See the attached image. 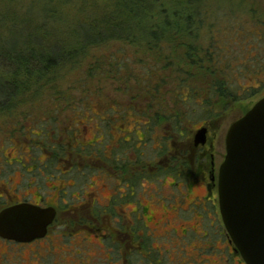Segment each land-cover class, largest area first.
<instances>
[{
    "label": "rangeland",
    "instance_id": "rangeland-1",
    "mask_svg": "<svg viewBox=\"0 0 264 264\" xmlns=\"http://www.w3.org/2000/svg\"><path fill=\"white\" fill-rule=\"evenodd\" d=\"M40 2V0H0V11L4 12L7 8H12L11 12L15 13V16L10 19L18 22L20 25L19 28H22L23 22L25 23V21L30 22L31 25H35L34 18L30 14L39 10ZM92 2L93 0H55L54 3H49V5L56 11V17L62 18V27L67 28L70 26V23L84 18L85 14L81 12L82 10L84 12L91 11ZM210 4L213 13L216 10L222 13L220 15L222 16L221 20L219 18V20L215 19L213 21L216 26L219 25L220 21L226 25L231 24L232 27L234 25L239 28V25L245 23V26L248 28H254V23L259 20L258 17L264 21V0H211ZM227 12L236 13L235 17H233L234 22L229 18L223 17V13ZM37 18L40 19V15ZM243 19L246 21L252 20L253 24H248ZM253 28L250 34L256 39L262 40L264 47V32L260 33L258 29L253 30ZM14 37L21 43L20 38L28 37V32L24 33L21 30ZM237 37V42L231 46L230 50L234 51V55L238 59H244L243 55L245 52L242 50V46L245 44L247 36ZM18 41L16 43L19 45L20 43ZM255 46L256 49L250 50V52L248 50V54H253L252 69L254 67L257 68V64L262 65L264 63V52L261 51L262 45L254 41ZM149 55L151 56L150 53L137 49V47L120 45L119 43L98 48L91 46L78 55L74 62L53 68L52 72H56V75H49L45 81L46 83L41 81L32 86L24 87L15 96V103L10 106L9 110L0 112V149L5 147L7 150L6 154L12 153L14 157L16 155V152H13L15 151L14 145L17 143L15 140L25 139L28 131L31 129H34L35 132L47 129L51 132L50 142L52 144H65L69 137H74L78 129L80 123L79 116L85 117L87 114H90L97 118L100 116L97 110H103L94 107L93 104L87 108V103L85 102L86 95H84V92L87 91L90 93L93 103L99 100H107L109 96L116 99V102L123 109L128 108L127 105L129 104L131 107H135L137 111L145 110L144 114L139 115L144 122L149 121V117H147L149 112L152 116L154 115L152 104H155L156 108L158 104L159 107L166 106L167 108L173 109L172 112H176V104H174L173 98L170 95L169 91L172 90L170 88H172V85L175 87V96H181L182 93L181 89L177 88L176 80H178V76H174L175 74L173 72L175 71L173 70L171 75H169V71H161L160 73L166 77L168 75V85H172L164 86L161 92L157 96H154V102L146 98L145 88L142 89V83H139L138 76L142 74V64L149 62ZM108 58L114 59V64L110 63L112 60L109 62ZM156 59L157 57H155ZM81 62L83 66L78 64ZM117 63H122L126 68L121 67L120 70L117 67ZM229 72L231 73V71ZM234 74H232L231 78L233 83H229L231 86L230 89L233 92L240 91L244 87L250 88L249 86L253 84L256 86L258 94L247 99L229 101L230 104H228L227 110L225 109L226 111L217 122L216 134H218V139L215 142L217 146L219 143H224L225 145V138L230 126L246 114L264 96V83L259 82L260 80L255 81V77H248V72L246 73L247 75L243 74L239 78H235ZM83 76L88 80L87 90L84 92L81 91ZM47 81L49 82L47 83ZM37 90L38 93H36ZM243 91L247 92L245 90ZM215 100L219 101L217 98L213 101ZM148 105L151 107L149 108L150 110L148 109ZM177 107L181 108L182 112L187 114V116L193 117V120H196V123L191 125L188 133L185 135L193 136L203 122L202 116H199L201 113L200 104H177ZM131 115L132 113L126 110L121 117V120L126 126L132 120ZM96 121L94 120L91 124H96ZM130 123L131 125L129 127L132 129L135 121L133 120ZM136 124L138 128H143L144 126V123L139 120L136 121ZM115 128L116 125L112 126L106 133L101 134L95 140L94 146L98 151L100 150L103 153L107 152V154L111 152V148L114 145L112 135ZM167 134L171 135L170 132L161 128L156 132L155 136H153V133L149 135L147 141L151 145L145 149V159H153L156 154L158 156V154H164L166 152V144H163L162 149L158 150L153 149V143L154 147H156V135L163 137L167 136ZM131 135L134 139H137L135 131ZM125 147L126 151H128L127 153L132 152L134 155V145L129 149H127V146ZM117 152L119 155L123 153L121 148ZM133 155L130 158L134 159L135 157ZM216 157H218V154ZM164 158L165 156L161 158L162 162H164ZM164 169L165 165L161 163L159 164V168L154 170V174L157 175L155 178H158L156 183H154V175L147 172L146 174L151 176L146 175V181H143L144 185H139L135 189V192H129L130 189L127 190L129 195L133 193L136 202L142 204L145 201L144 203L149 206V211H154L158 219L154 226L150 225L144 232L140 233V230L137 231V236H141L145 241L141 243L139 248H132L131 243L127 242L122 236L116 238V232L113 233V240L112 238L111 240H102L101 233L58 226L53 228L47 237L33 244H17L0 238V264H246L240 253L235 250L233 243L230 244L228 242L230 238L223 222L221 221L220 225V223L215 221V226L211 227L209 223L214 222V216L210 218L211 215H209L208 211L199 202H192L196 200L198 195H203L204 192L197 191L198 194H195L189 188V197L187 201L184 199L187 196L186 192L189 183L193 179L178 182L174 189L167 188L174 183V180L167 177L164 181ZM88 174L91 179L87 180L89 182L93 180L96 187L89 184L86 188L90 191L97 190L103 202L105 201L103 197L109 198L115 192L118 184L116 179L112 181L108 178V175ZM11 176V179L5 176L0 178V196H2L0 203H4L8 198L7 192L5 191V187L8 184L13 186L12 189H8L9 194L16 196L13 189L14 184L20 180V175L18 173L14 177L12 173ZM85 177H81L80 175L78 182L84 180ZM8 181L10 182L7 184ZM50 182L48 183L49 186L57 184L55 181ZM162 185H165L166 188H162ZM158 187L171 192L160 190V188L154 189ZM83 188L80 189L81 193ZM18 192L25 193L22 188ZM49 193L51 194L50 197L53 196V199H55L56 191L52 190ZM121 195L118 191L116 197H120ZM145 198L152 202L150 203L148 200H144ZM135 208L134 204L125 203L123 205L125 212L119 211L122 214L116 213L114 218H120L121 222L125 223L126 219L129 216L131 217V212ZM141 217H143V213H137L135 219H141ZM68 218H70L69 215L62 214L60 216V220L65 222H67ZM111 219L113 220V217ZM112 224L115 225L116 220L115 222L112 221Z\"/></svg>",
    "mask_w": 264,
    "mask_h": 264
},
{
    "label": "trees",
    "instance_id": "trees-1",
    "mask_svg": "<svg viewBox=\"0 0 264 264\" xmlns=\"http://www.w3.org/2000/svg\"><path fill=\"white\" fill-rule=\"evenodd\" d=\"M40 1L39 10L30 14L35 25L25 21L19 28L18 22L10 19L15 16L11 12L12 8L0 11V112L9 110L15 103V96L24 87L41 81L46 83L49 75L57 74L52 72L53 68L74 62L86 48L107 47L117 43L131 45L151 54L149 62L142 64V74L138 76L149 101L154 102V96L164 86L172 85H168V75H161V71H169L171 75L173 70L175 75H172L178 76L176 84L181 89V96L174 95L173 85L169 91L176 104V112L161 104V107L157 104V108L152 104L154 117H149L147 123L141 121L147 136L152 133L155 135L161 128L174 134L188 133L196 120L182 112L177 104H200L199 116H202L203 121H209L219 119L227 110L230 100L238 101L258 94L253 84L249 86L251 89L244 87L241 92H233L229 83H233L231 78L234 73L235 78H239L248 72V77H255V81L264 83V63L252 69L253 54H248V50L256 49L254 41L262 45L261 51L264 52L263 41L251 35L253 27L248 28L245 23L237 28L219 21L216 26L213 21L221 20L222 13L217 10L212 12L211 0H93L91 11L82 10L84 18L70 23L67 28L62 27V18H57L56 11L49 5L55 0ZM223 15L234 22L236 13L227 12ZM258 19L253 30L258 29L261 33L264 32V21ZM243 20L253 24L252 20ZM20 29L24 33L28 32V37L20 38L21 43L14 37ZM237 36H247L242 46L244 59H238L234 51L230 50L237 42ZM113 60L108 58L112 64ZM78 64L83 66L82 62ZM118 68L121 70L120 66ZM87 81L86 77L82 78L83 92L87 90ZM84 95L87 108L91 104L95 107L96 102L99 106L104 104L101 100L93 103L88 91ZM215 98L219 101H213ZM74 223L73 219L61 221L58 215L51 230L58 226L73 229ZM130 236L138 244L135 248L145 242L141 236H137V230H133Z\"/></svg>",
    "mask_w": 264,
    "mask_h": 264
},
{
    "label": "flooded vegetation",
    "instance_id": "flooded-vegetation-1",
    "mask_svg": "<svg viewBox=\"0 0 264 264\" xmlns=\"http://www.w3.org/2000/svg\"><path fill=\"white\" fill-rule=\"evenodd\" d=\"M117 66L125 67L123 64ZM102 102L104 104L101 106H99L100 104L97 105V102V106L95 105V107L103 109L97 111L100 115L97 118L90 114L85 117H78L77 115L80 119L78 129L73 138L68 136L70 139L68 138L65 144H52L50 142L51 132L47 129L40 132L31 129L25 139L15 140L17 143L14 145L15 151L13 152H16L14 157L12 153L6 154L5 147L0 149V178L5 176L11 179L12 173L14 177L18 173L20 175V180L14 184L13 189L16 196L9 194L8 189H12L13 186L8 184L10 181L7 182L8 185H6L5 191L8 198L4 203H0V212L7 207L23 203L42 208L53 207L57 212L55 220L58 215H69L70 218L68 219L73 218L75 221L73 229L101 233L102 240H111V238L113 240V233L116 232V238L118 236L124 237L127 242L131 243L132 248H135L138 244H135V241L131 239V232L133 230H140V233L144 232L150 225L154 226L158 219L154 211H149V206L144 203L145 201L142 204L136 202L133 193L129 195L127 190L130 189L129 192H135V189L143 184V181H146L147 172L154 175V183H156L158 178H155L157 175L154 174V170L159 168V164L163 163L165 165L164 181L167 177L174 180V183L167 188L174 189L178 182L193 179L189 183L187 196L184 199L187 201L189 197V188L195 194H198L197 191L204 192L203 195H198L196 200L192 202H199L211 215L210 218L214 216V222L209 223L211 227H214L216 222L221 225L218 182L219 169L226 154V144L219 143L217 146V143H215L218 139L216 131L219 119L201 123L199 129L206 128L207 130L204 144L197 145L195 143V134L199 129L191 137L174 133L163 137L156 135L157 146L154 147L153 143V149L161 150L163 144H166V152L158 154V156L156 154L153 159H145V149L149 147L147 141L149 135L147 136L145 130L138 128L136 124L137 120L142 121L139 115L144 114L145 110L137 111L135 107H131L129 104L127 105L128 108L123 109L116 102V99L109 96L107 100ZM126 110L132 113V120L136 119L132 129L129 127L131 121L126 126L121 120ZM148 114L147 117H154L150 112ZM94 120L99 121H96V124H91ZM114 121L116 122L113 123ZM114 125H116V128L112 135L114 145L111 152L107 154V152L98 151L94 146L95 140ZM134 131L137 139H134L131 135ZM133 145L135 146L134 155L132 152L127 153L128 151L125 149V146L129 149ZM120 148L123 151L121 155L117 152ZM217 154L218 157H216ZM132 155L135 157L134 159L130 158ZM164 156V162H162L161 158ZM220 161L222 162L220 163ZM88 173L108 175V178L112 181L116 179L118 182L117 189L115 188V192L109 198L103 197L105 200L103 202L97 190L90 191L86 188L89 184L96 187L93 180L91 182L87 180L91 179ZM80 175L86 177L78 182ZM50 181H55L57 184L49 186ZM82 187L84 188L81 193L80 189ZM20 188L25 193H19ZM162 188H166V186L162 185ZM162 188L160 190L171 192ZM43 190H45L44 193H42ZM52 190L56 191L55 199H53V196L50 197L49 191ZM118 191L122 194L120 197H116ZM144 200L152 202L147 198ZM125 203L134 204L136 208L131 212V217L129 216L126 222L123 223L120 218H114V215L116 213L122 214L119 211L125 212L123 210ZM137 213H143V217L135 219ZM114 219L116 220L115 225L112 224V221L115 222ZM52 225H50L46 237L49 235ZM40 240L42 239L35 240L30 244L40 242ZM228 242L231 244L230 239H228Z\"/></svg>",
    "mask_w": 264,
    "mask_h": 264
},
{
    "label": "water",
    "instance_id": "water-1",
    "mask_svg": "<svg viewBox=\"0 0 264 264\" xmlns=\"http://www.w3.org/2000/svg\"><path fill=\"white\" fill-rule=\"evenodd\" d=\"M206 128L195 134L204 144ZM226 155L219 169L222 222L246 264H264V96L229 128ZM57 212L29 203L0 212V238L28 244L48 234Z\"/></svg>",
    "mask_w": 264,
    "mask_h": 264
}]
</instances>
